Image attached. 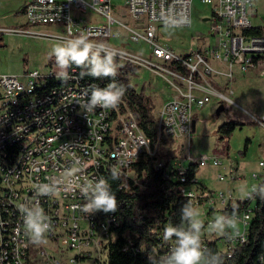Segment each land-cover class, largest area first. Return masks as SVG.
Masks as SVG:
<instances>
[{"label":"built area","instance_id":"built-area-1","mask_svg":"<svg viewBox=\"0 0 264 264\" xmlns=\"http://www.w3.org/2000/svg\"><path fill=\"white\" fill-rule=\"evenodd\" d=\"M192 2L25 0L22 16L27 26L59 27L63 34H45L48 39L63 43L84 38L93 44L92 52L166 81L173 94L154 111L156 135L158 139L186 140V155L184 159L168 158L161 150L162 157L154 169L183 185L181 195L193 206L206 207L201 232L204 251L213 243L218 252L231 258L248 238L254 195L264 180V162L258 163L263 174L251 175L253 180L261 178L260 184L235 198L234 185L245 186V174L238 166L227 158L190 152L193 107L201 109L215 96L208 84L212 76L232 79L234 71H256L264 80V18L262 23L252 22L259 19L264 0H200L210 7L207 20L212 46L178 55L169 45L157 42V28L190 27ZM248 12L255 16L250 18ZM88 14L92 18H84ZM122 34L127 35L126 42L142 41L149 54L112 45L113 38L123 41ZM222 68L226 69L224 73ZM58 71L52 68L0 76V264H63L56 252L66 251L69 264H77L76 260L82 258L105 259L118 221L112 215L100 220L97 212H85L83 206L91 194L85 195L82 189L88 181L96 183L100 178L109 185L111 179H119L120 188H126L129 180L136 183L139 179L130 166L141 156L152 158L158 151V145L152 149L124 103L89 110L91 87L98 85L82 84L74 70ZM207 166L219 171L215 181L226 183L227 192L208 190L197 183L196 175L190 177L191 168ZM22 204L31 211L42 208L43 215L50 218L44 221L50 228L43 242L34 243L25 230L19 207ZM238 206L242 209L234 213L240 219L239 234L225 229L226 235H220L208 228L216 216L223 215L226 221L233 214L228 210ZM258 264H264V255Z\"/></svg>","mask_w":264,"mask_h":264},{"label":"rangeland","instance_id":"rangeland-1","mask_svg":"<svg viewBox=\"0 0 264 264\" xmlns=\"http://www.w3.org/2000/svg\"><path fill=\"white\" fill-rule=\"evenodd\" d=\"M24 3L25 0H0V38H2L0 41V76H20L22 72L31 70L47 72L51 69L48 61L55 56L52 52L53 46L62 43L60 40L48 39L45 35H62L63 33L57 26L25 25L22 14H18ZM258 14L259 19H252L253 24L262 23L263 6H260ZM209 16L210 7L202 4L200 0H193L191 26L188 28L159 26L157 42L160 45H169L178 55L190 54L197 50L204 51L212 46L210 26L206 20ZM251 16L255 15L251 14ZM251 16L249 14L250 18ZM84 18H92V15L88 14ZM127 39V35L122 34L121 40L127 41ZM115 41L117 39L113 38L111 44L118 46ZM123 46L131 52L149 54L148 47L142 41L137 43L128 41ZM53 70L58 71L57 68ZM225 71L226 69H221V72ZM233 76L232 79L225 78V76L209 78L208 84L215 96L203 108L193 107L195 129L191 133L190 152L195 156L201 154L227 158L228 162L235 163L239 172L245 174L242 179L245 186L234 185L233 196L238 198L246 189L249 190L250 186L260 184L261 178L251 179L252 173L263 174L258 163L264 162V125L261 124L264 120V80L258 78L256 71L246 74L234 71ZM131 84L136 91H140L143 87L144 93L151 97L155 109L169 100L173 94L163 78L144 70L138 71L137 75L131 79ZM231 92L233 95H230ZM220 96H224L230 102ZM229 121L240 125L235 127L229 137L223 136L221 139L218 129ZM166 146L167 148H164ZM185 147H187L186 140L170 141L167 139V144L158 148L156 153L160 154L163 150L166 156H168L167 152H172L173 155L168 158L184 159ZM184 166H187L186 162ZM218 172L210 166L199 168L196 173L197 183L208 190L210 188L227 192L226 183L215 181ZM205 208L204 205L194 206L199 214L197 218L201 221H205L202 217ZM67 253V251L56 252L59 261L63 264H69L70 254ZM76 263L105 264L104 258L98 260L97 257L77 259Z\"/></svg>","mask_w":264,"mask_h":264},{"label":"trees","instance_id":"trees-1","mask_svg":"<svg viewBox=\"0 0 264 264\" xmlns=\"http://www.w3.org/2000/svg\"><path fill=\"white\" fill-rule=\"evenodd\" d=\"M22 12L23 8L18 14ZM106 57L108 56L91 52V63L86 62L80 66L70 63L66 69L74 70L79 81L84 85L96 84L103 88L113 81L123 85L125 92L117 107L121 106L120 103H124L137 121L143 135L149 140L152 149L157 145L158 148H162L167 144V140L163 136L158 139L156 135L153 101L144 93L143 87L140 91H136L131 84V79L137 75L139 68L130 64H121L112 58L117 67L114 77L97 78L90 74L91 67L104 61ZM48 65L51 69H63L57 64L55 56L49 59ZM261 124L264 125V120ZM237 125L240 124L234 121L224 123L218 129L220 138L229 137ZM167 155L173 154L167 152ZM161 157L159 153L152 158L146 155L141 156L135 164L130 166V171L138 175L139 179L136 183L129 180L126 188H120L119 179H111L110 188L116 195L117 210L110 213L97 212L100 220L112 215L118 221V227L112 229L116 237L108 243L105 264H150V255H157L156 258L159 259V256L168 254L175 246V237L165 240L163 230L168 222L175 227L180 226L181 207L188 204L190 200L181 195L183 185L166 179L163 173L154 169L155 162ZM196 172V169L191 168L190 177L194 178ZM254 201V211L246 242L236 248L231 258L218 252L213 243L208 244L206 254L209 251L218 253L223 264H258L260 256L264 255V180L254 195ZM241 209L242 207L238 206L236 209L230 208L228 212L234 213Z\"/></svg>","mask_w":264,"mask_h":264},{"label":"clouds","instance_id":"clouds-1","mask_svg":"<svg viewBox=\"0 0 264 264\" xmlns=\"http://www.w3.org/2000/svg\"><path fill=\"white\" fill-rule=\"evenodd\" d=\"M81 45H83L81 47ZM93 44L85 42L84 38H77L53 46L52 52L56 57L57 64L66 69L70 63L84 65L91 63L90 53ZM117 67L112 57L108 56L104 61L94 64L90 74L99 78L100 76H115ZM125 89L123 85H118L113 81L105 87L100 88L93 85L91 87V97L88 100L87 108L94 109L97 106L102 108H114L121 101ZM85 195H90V199L83 210L89 214L96 212L110 213L117 210L116 195L112 192L110 185L103 178L93 183L88 181L87 186L82 189ZM23 213V223L25 230L31 235L34 243L43 242L44 234L49 230L50 223H44L49 217L43 215V209L37 208L35 211L27 209L23 204L19 206ZM181 224L179 227L173 226L171 222L164 227V239L170 240L175 237V246L166 255H150V264H223L222 258L218 253H205L201 244V229L203 222L198 219V212L195 211L191 201L181 207ZM247 216L244 217L247 220ZM240 219L236 213L225 221L223 215L215 217V223H209L208 228L217 231L220 235H226L225 229H232L238 233ZM186 225V226H185ZM228 235V234H227ZM229 238L231 236L229 235Z\"/></svg>","mask_w":264,"mask_h":264},{"label":"crops","instance_id":"crops-1","mask_svg":"<svg viewBox=\"0 0 264 264\" xmlns=\"http://www.w3.org/2000/svg\"><path fill=\"white\" fill-rule=\"evenodd\" d=\"M207 20V19H206ZM116 42V44H119L120 46H122L123 48L125 47V46H123V44H127V42L125 41V40H123V41H115ZM121 43H123V44H121ZM118 45V46H119ZM239 72V71H238ZM240 73V72H239ZM234 74V73H233ZM242 74V73H241ZM233 78H234V76H233ZM259 78V77H258ZM261 79V78H260ZM263 80V79H262ZM194 124H195V122H194ZM194 129H195V127H194Z\"/></svg>","mask_w":264,"mask_h":264},{"label":"water","instance_id":"water-1","mask_svg":"<svg viewBox=\"0 0 264 264\" xmlns=\"http://www.w3.org/2000/svg\"><path fill=\"white\" fill-rule=\"evenodd\" d=\"M194 127H195V124L193 123V124H192V129H193V131H194Z\"/></svg>","mask_w":264,"mask_h":264}]
</instances>
